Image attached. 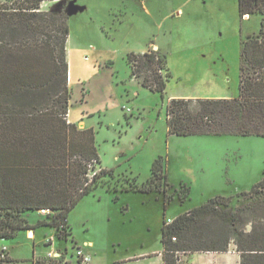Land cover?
I'll use <instances>...</instances> for the list:
<instances>
[{"label": "rangeland", "instance_id": "rangeland-1", "mask_svg": "<svg viewBox=\"0 0 264 264\" xmlns=\"http://www.w3.org/2000/svg\"><path fill=\"white\" fill-rule=\"evenodd\" d=\"M144 2L152 15L145 13L140 0H65L70 108L72 116L80 110H85L86 116L97 108L105 109L100 115L95 112L85 117L95 126L102 157L107 160L111 154H124L116 166L118 173L105 176L104 182L119 189V173L145 182L153 161L159 158L161 173L167 177V184H162L167 199L164 201L158 190L116 192L100 184L69 212L71 235L57 230L55 236V229L49 226L36 229L38 241H54L53 248L40 242L36 254L46 255L49 249L61 247L56 250L59 261L46 255L36 264H78L76 250L83 240L93 242L85 247L91 255L84 251L92 256L94 264H158L161 259L154 253L162 249L163 221L215 195L247 191L262 175L264 137L171 135L166 121V105L171 98L238 96L241 40L259 31V14L241 17L238 0ZM53 4L45 0L41 8ZM154 45L166 56L170 73L163 97L133 80L126 62L128 53H143ZM88 65L96 68L89 70ZM99 166L97 162L89 164L88 178ZM183 194L188 197L180 200ZM39 212L44 219L52 214L49 210ZM40 214L31 212L27 216L35 222ZM18 236L0 239V258L8 257L2 244L11 246L21 241L23 246L15 247L16 253L30 257L31 240L23 238L25 231ZM227 251L236 253L233 243ZM149 253L153 254L132 259V255ZM183 255L179 254L178 264L183 263ZM123 256L131 259L114 263ZM194 256L200 262V255ZM235 258L233 255L229 264H236Z\"/></svg>", "mask_w": 264, "mask_h": 264}, {"label": "trees", "instance_id": "trees-1", "mask_svg": "<svg viewBox=\"0 0 264 264\" xmlns=\"http://www.w3.org/2000/svg\"><path fill=\"white\" fill-rule=\"evenodd\" d=\"M43 1L0 0V114L15 121L19 134L15 150H25L28 143L22 131L41 130V134L42 121H57V154H0V239L41 225L71 235L69 212L100 184L116 192L158 190L167 199L163 186L167 177L161 173L159 158L142 183L122 173L118 174L121 187L111 188L104 177L115 173L101 166L88 178L89 164H100V157L92 129L77 131L76 124L66 121L70 88L65 0H49L54 4L45 10ZM238 8L241 16H260L258 33L242 41L238 96L171 98L166 105L169 134L264 137V0H238ZM165 57L152 49L126 55L130 76L162 97L170 76ZM30 121L41 124L30 127ZM41 209L52 214L30 226L23 213ZM161 243L163 264H178L180 253L226 252L230 243L239 254V264H264V170L249 190L215 195L170 222L163 221ZM6 261L8 257L0 258V264Z\"/></svg>", "mask_w": 264, "mask_h": 264}, {"label": "crops", "instance_id": "crops-1", "mask_svg": "<svg viewBox=\"0 0 264 264\" xmlns=\"http://www.w3.org/2000/svg\"><path fill=\"white\" fill-rule=\"evenodd\" d=\"M140 5L145 8V10H146L145 13H150V15H152V11L145 4L144 0H140ZM251 15H253V14H245L244 16H241V15L240 16L241 17H247V16H251ZM257 33H252L250 35L257 34ZM245 38H243L241 40V46H242V41ZM152 50H158L160 52V54L164 55L160 51L159 47H157V45H154L152 47ZM66 51H67V49H66ZM240 58H241V51H240ZM88 67H90L89 70L91 69V67L93 69L96 68L95 65H91V66L88 65ZM70 73H71V70H70L69 65H68V82H67V84H68L69 88H70ZM133 80H135V79H133ZM239 81H240V75H239ZM133 93L135 95H137L138 91L135 90V88H134L133 89ZM164 93H165V91H164ZM70 107L71 106H70V100H69V106H68V110H67L68 112H67V118H66L67 123L76 124L77 125V128H76L77 131L78 130H84V129H92L93 134H94V144L96 145V148H97L96 137H95V129H94L95 126L93 125L92 122H87L85 117H90L95 112H97L100 115V114H102V111H105V109L97 108L94 113H88V114H86V116L84 114L86 111L85 110H80V112L77 111L75 113V115L72 116ZM2 109H7V107H4ZM40 124H41V122H37V121H35V122L32 121L31 122L30 121L29 125H30V127L36 126V128H37ZM42 124H43V129H42V133L41 134H40L41 130L40 131L38 130V133H37V130H29L28 132H26L25 130L22 131L21 135L23 137V141L24 142L28 141V143L25 145V150H23L24 149L23 147L18 148L17 150H15L16 149V145H14V141H15L16 135H19L17 133L16 129H15V121H14L13 118L9 119L7 117V115L5 116V115L0 114V154H52V151H53V154H57V152L55 150V147H56V135H57V121L56 120H46V121H42ZM129 124L130 123L128 122V125ZM61 132H62V129H61V126L59 125V138L60 139H61ZM171 135H173V134H171ZM31 142H32V145H28V144H31ZM40 143H42V145ZM97 152H98V148H97ZM122 155H124V154H111L112 158L106 160L104 157H102L99 154L100 166L105 168V169H112L115 173H118V172H116L117 171L116 166L121 162L120 156H122ZM119 174H121V173H119ZM119 192H127V191H119ZM126 207H127V204H126ZM124 210H125V207H124ZM31 212H38L39 214H40V212L38 210H35V211H28L26 213H23L24 217H26L27 223L30 226H34L35 222L40 220V219H42L43 217L40 214L41 215L40 219L36 220L35 222L31 221L30 218H28L29 213H31ZM163 217H164V215H163ZM44 226H49V225H41V226H36L34 228L21 230V231H25V236H23V238L25 240L26 239L27 240H31L32 253H31L30 257H21V256H19V254L16 253L15 247L18 248V246H23V242L22 241L17 243V244H13V245L11 244V246H6V245L2 244V246L5 247V249H6V252H7V255H8V259L10 260V261L4 262L3 264L20 263V262H24V261H30L32 264H36L37 259H39V258L42 259L43 257H45V259H46V255L50 251H54L56 253V250L58 248H61V247L58 246V247H56V249H52L53 248V244H54L53 243L54 241H53L52 238H50V239H52V242H50L48 244L45 243L47 239L46 240L43 239V240H40V241H38L36 239V236H37V230L36 229L40 228V227H44ZM49 227H51V226H49ZM52 228H54V227H52ZM54 231H55V236H56V230H54ZM19 232L17 233L16 236H18ZM29 233H32V236H30ZM16 236H14V237H16ZM18 238H19V236H18ZM40 242H43L46 246H49V247L52 246V248L47 251L46 255H41V253H37L36 254V252H37L36 249H37L38 244ZM92 245H93V242L91 240H83L82 244H80L78 246L79 247L80 246L84 247V250L87 253H89V251H87V248H85V247L86 246L90 247ZM196 253H198L200 255L199 256L200 262H198V263H197V261H195V256L194 255ZM89 254L91 255V253H89ZM152 254L153 253L139 254V255H135V256L132 255V259L140 260V259L146 257V255L150 256ZM183 254H185V255H183V257H182L183 258V263H181V264H229V260L233 257V255L236 256L235 263L239 264V254H238L237 251H236V253L227 251V252H192V253H183ZM154 255L156 256V258L161 259L160 260L161 262H159L158 264H163L162 249L158 253L155 252ZM127 259L129 260L131 258L130 257L127 258V256H123V257H120V258L118 257L114 261V263H117V262H120V261H124V260H127ZM92 264H94V263H92Z\"/></svg>", "mask_w": 264, "mask_h": 264}, {"label": "built area", "instance_id": "built-area-1", "mask_svg": "<svg viewBox=\"0 0 264 264\" xmlns=\"http://www.w3.org/2000/svg\"><path fill=\"white\" fill-rule=\"evenodd\" d=\"M124 109L126 111L130 112L129 107H124ZM93 174H94V172H93ZM93 174H92V176H93ZM45 210H48V209H41V212H44ZM170 221H171V219L168 222H170ZM175 239L176 238L173 237V240H175ZM47 255H48V257L58 259V261L60 259V256L57 254V252L55 253L54 251H50ZM76 255H77V260L79 262L78 264H92V257L84 251V248L78 247L76 250ZM64 264H66V263L64 262Z\"/></svg>", "mask_w": 264, "mask_h": 264}, {"label": "bare ground", "instance_id": "bare-ground-1", "mask_svg": "<svg viewBox=\"0 0 264 264\" xmlns=\"http://www.w3.org/2000/svg\"><path fill=\"white\" fill-rule=\"evenodd\" d=\"M30 236H32V233H29Z\"/></svg>", "mask_w": 264, "mask_h": 264}]
</instances>
